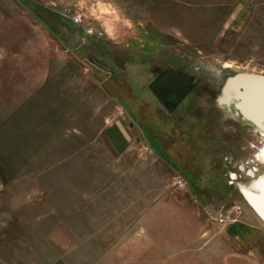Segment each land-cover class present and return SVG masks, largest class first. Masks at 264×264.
<instances>
[{"label": "rangeland", "instance_id": "rangeland-1", "mask_svg": "<svg viewBox=\"0 0 264 264\" xmlns=\"http://www.w3.org/2000/svg\"><path fill=\"white\" fill-rule=\"evenodd\" d=\"M247 76L264 0H0V264H57L101 217L183 220L153 238L186 255L210 227L211 264H264Z\"/></svg>", "mask_w": 264, "mask_h": 264}, {"label": "crops", "instance_id": "crops-1", "mask_svg": "<svg viewBox=\"0 0 264 264\" xmlns=\"http://www.w3.org/2000/svg\"><path fill=\"white\" fill-rule=\"evenodd\" d=\"M205 221L197 224H207ZM76 224L83 226V239L73 244L74 249L57 264H211V233L207 241L210 227L198 236L199 249L193 255H186V249L172 251L153 238L155 234L169 235L177 230L186 234L183 220L101 217L83 218ZM180 225L177 229L173 227ZM78 245L82 248H75Z\"/></svg>", "mask_w": 264, "mask_h": 264}, {"label": "bare ground", "instance_id": "bare-ground-1", "mask_svg": "<svg viewBox=\"0 0 264 264\" xmlns=\"http://www.w3.org/2000/svg\"><path fill=\"white\" fill-rule=\"evenodd\" d=\"M240 83H245V93L244 98L245 103L249 99H257L259 101V106H263L264 108V79L256 78L254 76H247V78H243L239 80ZM255 98V99H254ZM247 106V105H246ZM258 106V107H259ZM248 107V108H247ZM245 107V112L248 113L249 116H254L255 118L264 119V111L255 110V108L247 106ZM257 107V108H258ZM262 132L264 134V127L262 128ZM264 137V135H263ZM259 159L264 164V148L258 154ZM258 191L257 193L247 192L245 193L248 201L251 206L257 211L259 216L264 219V178L260 179L257 184ZM256 201V202H255Z\"/></svg>", "mask_w": 264, "mask_h": 264}, {"label": "water", "instance_id": "water-1", "mask_svg": "<svg viewBox=\"0 0 264 264\" xmlns=\"http://www.w3.org/2000/svg\"><path fill=\"white\" fill-rule=\"evenodd\" d=\"M245 83H240L239 80H236V83L234 85V93L237 94V97H241L244 98V93H245ZM243 90V92H242ZM245 101V100H244ZM245 115L251 119H253L252 121L255 122L259 127L263 128L264 127V119L262 118H256L254 116H249L248 113H245ZM255 210V209H254ZM256 211V210H255ZM257 212V211H256ZM258 214V213H257ZM259 215V214H258Z\"/></svg>", "mask_w": 264, "mask_h": 264}]
</instances>
